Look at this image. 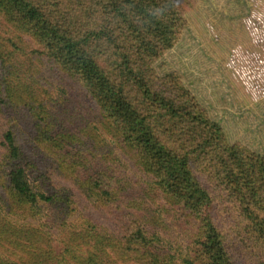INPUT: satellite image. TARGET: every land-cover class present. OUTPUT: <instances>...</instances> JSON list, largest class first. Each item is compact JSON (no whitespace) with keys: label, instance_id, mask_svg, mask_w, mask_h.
I'll use <instances>...</instances> for the list:
<instances>
[{"label":"trees","instance_id":"obj_1","mask_svg":"<svg viewBox=\"0 0 264 264\" xmlns=\"http://www.w3.org/2000/svg\"><path fill=\"white\" fill-rule=\"evenodd\" d=\"M192 1L0 0V18L39 46V59L62 82L76 86L75 94L131 152L145 183L166 199L168 210L196 224V258L183 264H237L217 227L224 218L250 245L254 264H264V148L250 149L242 142L244 130L258 127L238 123L245 122L238 116L247 110L225 99L230 91L225 82L217 95L225 102L219 100L218 107L230 122L208 114L178 73L160 76L155 69L166 54L183 48ZM208 60L213 68L205 70L207 75L218 79L222 67ZM1 85L6 95L0 87V112L8 104L24 113L0 126V167H7L0 177V204L9 201V212L31 223L21 229L23 244L14 241L30 259L23 264H98L97 255L113 256L114 264H173L166 243L147 232L148 216L124 211L119 190L110 188L111 176L94 167L84 142L55 123L43 101L12 97L5 80ZM22 120L29 125L27 135L20 131ZM232 135L238 140L231 142ZM29 176L47 189L56 181L68 187L41 193ZM75 202L108 223L112 216L118 230L87 233L81 242L90 251L87 256L77 237L69 244L60 241L59 253L48 252L45 233L34 230L42 226L40 208L47 205L48 224L53 219L67 223Z\"/></svg>","mask_w":264,"mask_h":264},{"label":"rangeland","instance_id":"obj_2","mask_svg":"<svg viewBox=\"0 0 264 264\" xmlns=\"http://www.w3.org/2000/svg\"><path fill=\"white\" fill-rule=\"evenodd\" d=\"M192 2V7L186 14L187 37L179 45L183 48H175L166 54L155 65L156 72L160 76L169 72L178 73L185 88L208 114L219 120L225 118L224 121L230 122L231 119L227 115L224 116L225 109L218 107L219 100L225 102L222 96H217L223 91L225 82L230 90L225 94V99L238 105L236 107L240 106L241 110L243 108L247 110L246 115L238 116L245 122L238 123L243 125L249 121L258 127L255 130H244L245 137L242 142L250 149L264 148V0ZM190 44L192 46H189ZM37 50L38 45L27 36L8 27L0 18V82L5 80L8 87H11L9 88L13 93L8 89V94L12 97L31 95L43 101L55 123L84 142V148L88 150L86 154L90 156L94 167L103 169L107 172L106 175L111 176L110 188L119 190L117 197L124 211L148 216L145 224L147 232L156 234V237L166 243L167 249L171 250L168 253L173 257V264H183V260L192 261L196 258L195 251L198 249V245L195 244L196 224L181 216L175 209L168 210L170 206L166 199L149 189L145 183V178L137 169L131 152L119 146L87 100L75 94L78 91L76 86L62 82L61 76L45 65L44 60L39 59L41 57L36 53ZM198 51H201V54L196 53ZM209 58L222 67V70L217 67L220 72L219 78L214 79L217 85L212 80L215 75H207L205 71L208 67L213 68L212 64H209ZM110 64L112 62L108 61L107 65ZM2 86H0L2 95L5 96V89ZM13 115L22 117L24 113L16 112L8 104L5 105L0 112V126L12 120ZM18 117L15 119L18 120ZM20 131L24 135L30 133L29 125L23 120L20 123ZM1 132L0 127V134ZM235 139L238 140V136L232 135L229 140L233 142ZM2 152L0 149V155ZM42 163L46 164V160L42 159ZM49 169L48 166L45 168ZM5 171L7 167H0V177ZM36 179L29 176L30 184L41 193L51 190L59 192L60 189L66 190L68 187L67 184L56 181L54 182L56 185L47 189L38 178ZM1 203L3 205L0 204V264H23L30 259L21 253L24 248L14 247L16 245L14 241L18 239L20 244H23L21 240L24 231L21 229L31 228V223L25 218L11 214L8 210L9 201ZM46 206H42L39 211L42 226L34 230L40 232L41 229L45 233L41 234L45 243L43 247L49 248L50 253H59L60 241L69 244V241L77 237L80 252L87 256L90 251L86 245L81 244L87 239L85 236L87 233L93 234L105 229L111 232L118 230L114 226L112 216H109L108 223L101 219V215L88 213L78 202L72 206L74 212L70 214L67 223L53 219L52 223L48 224L46 221L50 218V213L45 209ZM16 212L20 214V210ZM227 219L224 218L217 224L225 239L227 251L237 264H254L250 245L243 244L241 236L237 233L239 229H233ZM45 223L49 227L44 225ZM59 223L63 226H59ZM10 241L13 242L12 245ZM96 259L98 264H114L111 255L107 258L97 255Z\"/></svg>","mask_w":264,"mask_h":264}]
</instances>
